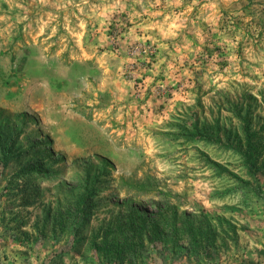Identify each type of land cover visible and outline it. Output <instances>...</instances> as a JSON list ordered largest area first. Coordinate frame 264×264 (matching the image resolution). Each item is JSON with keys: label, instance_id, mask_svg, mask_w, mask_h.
<instances>
[{"label": "rangeland", "instance_id": "obj_1", "mask_svg": "<svg viewBox=\"0 0 264 264\" xmlns=\"http://www.w3.org/2000/svg\"><path fill=\"white\" fill-rule=\"evenodd\" d=\"M0 264H264V0H0Z\"/></svg>", "mask_w": 264, "mask_h": 264}, {"label": "trees", "instance_id": "obj_2", "mask_svg": "<svg viewBox=\"0 0 264 264\" xmlns=\"http://www.w3.org/2000/svg\"><path fill=\"white\" fill-rule=\"evenodd\" d=\"M248 132V131H247ZM249 143H250V138L248 139Z\"/></svg>", "mask_w": 264, "mask_h": 264}]
</instances>
